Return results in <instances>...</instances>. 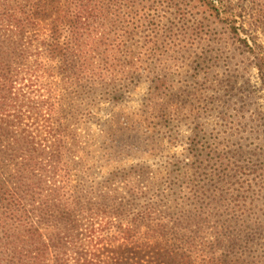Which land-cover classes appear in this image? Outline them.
<instances>
[{
    "label": "trees",
    "instance_id": "1",
    "mask_svg": "<svg viewBox=\"0 0 264 264\" xmlns=\"http://www.w3.org/2000/svg\"><path fill=\"white\" fill-rule=\"evenodd\" d=\"M246 2L251 0H0V264H264V170L261 190L251 183L235 188L227 179L222 142L209 139L207 116H197L186 137L191 163L174 156L161 166V177L151 176L144 161L100 176L102 152L117 158L125 150L106 137L108 126L95 120L97 135L68 138L70 124L62 116L33 128L25 122L31 110L23 108L32 101L25 65L34 55H28L30 33L42 21L50 31L43 56L88 106L109 95L119 102L144 82L151 103L167 99L177 83H198L197 72L183 78L157 71L154 62L168 42L205 57L225 43L234 49L216 57H225L228 72L243 56L264 85V7L257 14ZM140 56L148 61L145 78ZM205 69L204 78L212 67ZM256 98L254 91L241 95L244 116L218 109L215 119L230 122L227 128L254 123L259 113V123L244 126L235 143L264 142V113L254 110ZM49 102L39 107L47 104L51 114L57 107ZM159 102L156 117L164 123L167 145H174L180 127ZM234 115L239 124H232ZM257 156L264 167L261 154L250 158ZM119 182L122 192L115 188Z\"/></svg>",
    "mask_w": 264,
    "mask_h": 264
},
{
    "label": "rangeland",
    "instance_id": "2",
    "mask_svg": "<svg viewBox=\"0 0 264 264\" xmlns=\"http://www.w3.org/2000/svg\"><path fill=\"white\" fill-rule=\"evenodd\" d=\"M251 2L256 13L259 14V10L264 7V0H251ZM251 2H246V4L249 3L251 6ZM259 19L264 21L260 17ZM49 34L47 21H42L30 33V36L33 37V46L28 50V55L30 51L34 55L28 56L25 65L28 66V69H26L28 70L26 72L28 73L27 76L32 79L28 81L32 87L28 90L27 98H31L32 101L29 102L26 100L27 98L25 99L27 104L23 108L31 110L30 113L27 112V115L31 118L25 119V122L34 128L36 125L46 124L47 119L55 121L58 116H62L64 118L62 121L70 124V129L66 130L68 138H72L74 134H78L81 138H87L90 136L89 134L97 135L99 127H97L98 123L95 120H99L103 125L108 126L111 131H108L106 137L112 136V139L117 140L116 143L120 146L122 145L125 150L117 155V158L111 157V152H102L103 155H101L104 157V161L103 167L99 170L101 172L100 176L106 175L110 171L108 169L112 167L137 161L151 164V176L156 173L159 177L165 175L160 170L161 166L166 160L174 159V156L178 158L179 162L183 160L186 163H191V158L187 155L186 137L191 134L192 121L197 116L204 118L207 116L208 120H205L207 124L212 123L209 126L211 132L209 139L214 143H216V140L219 143L222 142L224 153L229 158L230 170L227 173V179L235 184V188L241 187L243 184L245 187L247 183L253 184V187L258 188V190L263 186L260 182L263 181V161L259 159V156L254 158H250V156L253 154L264 156V153H261L264 152V142L258 140L256 144L251 141L246 144L235 143V136L244 130V126L249 127L254 125V123H259L257 121L260 117L259 113L254 116V123L240 124L232 128H227L230 122L222 123L217 122L215 119L220 114L218 109L223 107L230 109L229 115L233 114L236 109L241 112V116H244L247 105H245L244 99L241 100V95L244 92L248 95L250 91H254L255 96L257 95L256 100L252 102L253 106L255 104L254 110H260L264 113V85L258 76L256 68L250 66L249 62L241 56L240 62H236L233 69L230 68L233 72H228L229 67L225 57L222 59L216 57L222 51L225 52L229 45L221 43V50L211 51L208 57H205L198 53L193 54L192 50H189V47H186L181 42L179 44H182V46L178 48H175L177 42H168L167 51L161 54L158 60L154 62V64H159L157 71L180 75L183 78L186 73L197 72L202 74L198 83L190 84L189 87H182L177 83V88L167 96V99L161 102L156 99L154 103H151V100L146 101L147 94L145 93H147L149 84L144 82L137 90L130 89L127 96L119 102L113 101L109 95L106 100L101 101L99 104L88 106L81 99V92H76L75 88L67 90V82L70 79L60 74L55 62H51L43 56V44ZM176 35H178V32H176ZM177 38L179 41L178 36ZM123 39H126V36L121 37V40ZM153 41L156 40L153 38ZM261 41L264 44L263 36H261ZM155 45H158L157 47L160 46L159 48L165 47L162 42ZM151 46L153 45L151 44ZM196 46L197 43L193 45V48ZM40 52L41 55H39ZM139 58L141 59L136 60L139 72L145 78L148 72L147 57L143 58V56H140ZM207 66L212 67V70L204 78ZM235 76L236 79H234ZM46 100H49V103L56 104L57 108L51 114H48L47 104L43 108L39 107ZM157 102L171 113L172 122L180 127V140L174 145H167L164 136V123L155 114L158 111V108L155 107ZM84 107L87 108L84 109ZM63 110L64 112H62ZM66 110L70 115L69 117L66 114ZM206 110H210V113H205ZM235 116L237 115L232 118V124L234 125L239 124ZM233 133L235 134L233 135ZM42 136V139H44L46 136L45 132H43ZM247 138L245 137L246 141ZM111 142L113 141L111 140ZM251 149H256L257 151H250L249 153L248 151ZM108 163L111 165H106ZM199 168L204 169V172L207 170L205 164L202 166L199 164ZM124 186V183L119 182L115 185V188L122 192ZM110 197L113 199L112 193H110ZM109 203L113 204L114 202L110 201ZM104 223L105 221L102 224V228L105 226ZM100 233L102 234L101 238L106 235L105 232ZM103 246L100 245L99 247Z\"/></svg>",
    "mask_w": 264,
    "mask_h": 264
}]
</instances>
